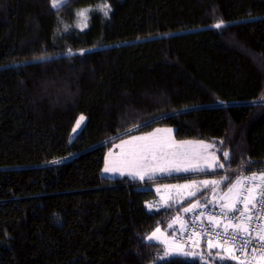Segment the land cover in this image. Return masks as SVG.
<instances>
[{
    "label": "trees",
    "instance_id": "obj_1",
    "mask_svg": "<svg viewBox=\"0 0 264 264\" xmlns=\"http://www.w3.org/2000/svg\"><path fill=\"white\" fill-rule=\"evenodd\" d=\"M102 2L0 0V264H237L204 243L203 259H159L146 239L193 203L218 208L211 186L149 209L151 185L101 169L157 125L212 141L225 167L203 180L264 166V0H107L81 30L76 11Z\"/></svg>",
    "mask_w": 264,
    "mask_h": 264
},
{
    "label": "snow or ice",
    "instance_id": "obj_2",
    "mask_svg": "<svg viewBox=\"0 0 264 264\" xmlns=\"http://www.w3.org/2000/svg\"><path fill=\"white\" fill-rule=\"evenodd\" d=\"M69 0H50V5L53 9L66 7ZM102 12L104 17H108L111 12V6L107 0L97 5L96 8L80 9L76 11V16L79 18L77 26L81 30L88 27L89 13ZM224 21H219L215 25L216 28H221ZM65 31L69 30L65 26ZM71 50H69L70 52ZM87 50H80L83 55ZM43 60L44 58H38ZM85 117L80 116L76 121V126L72 129L75 133L81 126ZM172 129H157L156 133L164 132L171 133ZM191 142L169 141L166 138L157 137L155 133H150L147 136H132L129 140L121 141L118 147L122 148L121 157L118 161H106L104 172H120L121 175L137 176L141 180L145 176L155 175L157 173H172V172H191L200 173L206 170L212 171L217 168H224L215 152L209 151L215 147L212 143L205 141L196 142L203 152L191 154L182 151L186 144ZM204 153H207L206 155ZM230 153L225 151L223 158L225 161L229 159ZM224 181L229 182V187L222 195L217 197V189ZM211 186L213 193L212 199L208 204H215L219 207V214H205L201 211L196 217L200 220L205 217L210 225L209 229L204 232H193V236L208 235L207 247L209 250L217 249V259H231L237 264H264V224L259 221L264 218V213L257 215L261 206H264V171H260L259 175L253 173L251 176L239 175L235 181L229 180L228 176L222 177L220 180H201L199 182L193 180L191 184L173 185L165 187H173L187 190L185 196H195L201 187L207 189ZM160 189H157L159 192ZM184 197L182 196L181 199ZM171 197H161L163 205H168ZM148 207L151 209L152 204ZM206 205L199 201L187 208L184 212H192L197 208H205ZM257 223H253V221ZM177 221L181 225V235L183 229L187 227V223L181 220L180 217L174 218L169 228ZM159 234V235H158ZM163 236L161 240L159 237ZM147 240H156L158 243L165 245L164 253L159 259H165L171 255L185 256H200L203 259L202 253L196 251H186L183 243L177 242L174 237L171 242L167 239L162 230L157 227L147 238ZM193 245L199 246L200 240L192 241ZM252 245L251 255L248 253L249 246ZM223 252L226 255H221ZM209 251V255H211ZM243 256V259H241Z\"/></svg>",
    "mask_w": 264,
    "mask_h": 264
},
{
    "label": "rangeland",
    "instance_id": "obj_3",
    "mask_svg": "<svg viewBox=\"0 0 264 264\" xmlns=\"http://www.w3.org/2000/svg\"><path fill=\"white\" fill-rule=\"evenodd\" d=\"M78 19L79 18L77 17V23H78ZM80 116H83V115H80ZM79 117H78V119H79ZM84 122H85V119L82 122L80 128L75 133L73 131H71L70 136H69V141H72L73 138L78 134V132L82 128ZM75 126H76V123L74 124V127ZM157 129H172V131H171V133H164V132L156 133V130ZM150 133H155L157 137L166 138L169 141H175L177 143L185 142V141L186 142H191L189 144H186L183 147V149H181L182 151H186V152H189L191 154H195L197 152H203V150L199 147V145L196 142H198V141H205L206 143H212L211 140H203V139L178 140L174 136V128L172 126H169V125H157V126H154V127L150 128L148 130L134 132L132 134H129L127 136L120 137L117 140H115L111 144V146L108 147L106 149V151H105L104 159H103V166H102V169H101V175L104 176V177L119 176V177H123V178H128V179L133 180L134 183L141 184V185H143L146 182V180L152 179L154 182H157L156 183L157 184L156 186H157V189H160L159 193H160V196L161 197L162 196L163 197H171V199H170L171 202H176L177 201V203H179L181 200H183L184 198L188 197V196H185V192L187 190H185V189H179V188H173V187H165V186L191 184V182L193 180L199 182V181H201L203 179H201L198 176H201L203 174H206L209 170H206V171L200 172V173H191V172H188V173H185V172H179V173H177V172H172V173H157L155 175L145 176L143 180H141L137 176L128 175L127 173H125L124 175H121L120 172H104V168H105L106 161H118L120 159L121 153H122V148L121 147H118V145L121 144V141H123V140H129V139H131L132 136H147ZM209 151L215 152L216 153V156H217V151L215 150V148L210 149ZM204 154L206 155L207 153H204ZM182 196L184 197L183 199H181ZM217 197H219V196H217ZM191 205H193V204H191ZM191 205H189V206H191ZM189 206H187V207H189ZM187 207H185V208H187ZM173 220H174V218H173ZM160 229L162 230V232L165 233V235L167 236V239L169 240V242H171L172 241V236H170L167 233V229L166 228L165 229L160 228ZM150 234H148L147 237ZM159 238L161 240L164 239L163 236H160ZM152 241L153 242H157L156 240H152ZM160 244L163 246V250H164L165 245L163 243H160ZM185 250L186 251H193L194 250L197 253H202V251L199 250L196 246L195 247H192L190 249H185ZM171 256H174V255H171ZM181 256L187 257L189 259L198 257V256H195V257L194 256H185V255H181Z\"/></svg>",
    "mask_w": 264,
    "mask_h": 264
},
{
    "label": "built area",
    "instance_id": "obj_4",
    "mask_svg": "<svg viewBox=\"0 0 264 264\" xmlns=\"http://www.w3.org/2000/svg\"><path fill=\"white\" fill-rule=\"evenodd\" d=\"M252 170H253L252 172L258 173V171H264V166L256 167V168H253ZM201 211L205 212L206 215L207 214H219L220 209L215 208V207L206 206L203 209L197 208L192 212H188L186 216L181 217V220L187 223V227L183 229V235L180 234L182 230H181V225L179 222L175 233L171 236H172V239L175 237L177 242L183 243L185 245V249H190L193 246H195L192 243V241L195 239H199L200 243L207 244V240L209 239L208 235L205 234L203 236H193V232L201 233V232H204L206 229L210 228L209 222L205 217H201L200 220L196 219V217L199 216ZM262 213H264V206H261L257 215H260ZM253 223H257V221L254 220ZM259 223L264 224V218H262L259 221ZM252 247L253 246L250 245L248 248L249 255H251ZM241 258H243V256H241Z\"/></svg>",
    "mask_w": 264,
    "mask_h": 264
},
{
    "label": "crops",
    "instance_id": "obj_5",
    "mask_svg": "<svg viewBox=\"0 0 264 264\" xmlns=\"http://www.w3.org/2000/svg\"><path fill=\"white\" fill-rule=\"evenodd\" d=\"M253 173H256L257 175H259V173L260 172H249V173H247V174H245L246 176H251V175H253ZM116 177H119V176H112V177H109V178H116ZM157 183V182H156ZM152 179H148V180H146V182L142 185V186H147V185H151V188H152V190L154 191V194H155V199H154V201L152 202V205H153V207L151 208V209H155V208H157V206H161V205H163V203H162V201H161V196H160V193L159 192H157V184H156ZM227 189H225V190H219V191H217V193H216V195L217 196H220V195H222L223 194V192L224 191H226ZM212 199V198H211ZM169 203H170V201H169ZM150 203H148L147 204V206L149 205ZM193 204H195V203H193ZM215 205V204H214ZM216 207H218L217 205H215ZM149 208V207H148ZM219 208V207H218ZM150 209V208H149ZM183 213H185L184 211H183V209L182 210H180V211H176V214H175V216L173 217V218H176V217H182L181 215H183ZM173 218H172V220H173ZM172 220L170 221V223H172ZM169 223V224H170ZM178 224H179V221H177L176 223H174L173 224V226L171 227V228H175L176 227V229H177V227H178ZM169 226V225H168ZM171 228H169V227H167L166 229H167V232H168V230L169 229H171ZM176 231V230H175ZM172 235V234H171ZM170 235V236H171Z\"/></svg>",
    "mask_w": 264,
    "mask_h": 264
}]
</instances>
